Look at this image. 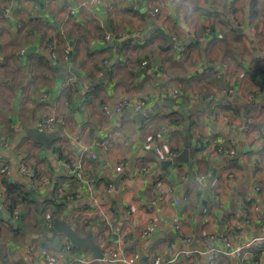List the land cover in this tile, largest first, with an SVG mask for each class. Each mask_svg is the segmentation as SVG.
Masks as SVG:
<instances>
[{"label":"crops","instance_id":"1","mask_svg":"<svg viewBox=\"0 0 264 264\" xmlns=\"http://www.w3.org/2000/svg\"><path fill=\"white\" fill-rule=\"evenodd\" d=\"M78 1L0 0V169L9 170L0 173V188L14 184L25 199L16 219L9 192L0 199V264H129L142 257L210 264L207 250L224 251V239L234 249L264 237V0H105L70 15L67 7ZM174 90L180 100L172 99ZM123 99L145 106L104 114L105 105ZM52 115L61 121L49 157L36 138L20 136ZM181 115H189L190 162L170 165L185 148L183 125H172ZM224 140L229 155L199 152L201 141L209 151ZM86 148L98 157L88 162L102 182L93 189L57 161L61 153L77 161ZM22 162L52 184L34 186L19 173ZM158 177L172 190L164 205L157 204ZM61 185L81 197L58 198ZM47 215L81 237L94 233L99 245L105 236L125 262L105 263L74 246L61 256L70 240L49 227ZM217 264L238 260L219 253Z\"/></svg>","mask_w":264,"mask_h":264},{"label":"built area","instance_id":"2","mask_svg":"<svg viewBox=\"0 0 264 264\" xmlns=\"http://www.w3.org/2000/svg\"><path fill=\"white\" fill-rule=\"evenodd\" d=\"M105 0H79L77 3H73L74 5H69L67 7V11L70 15H74L76 10L78 9H88V8H96L101 4H104ZM158 10H155V13H157ZM31 20H35L36 19V15L32 14L30 16ZM25 50H21V53L24 54ZM49 52L52 54V56L54 58H57L56 54H55V50H54V46L50 45L49 46ZM65 58L67 59V56H65ZM74 77L71 76L69 78V83H71V85L73 86V89H76V85L74 82ZM172 99L173 100H180L181 98V93L179 90H174L173 93L171 94ZM197 98V97H196ZM145 106V103L142 101H132L130 99H123L120 103L116 104L115 106H109V105H105L103 107V112L105 115H111L113 113H122L124 111L127 110H132L135 112L141 111V109H143ZM214 118H218L217 112H214L213 114ZM255 117H251L248 122L253 123L254 122ZM61 121L60 118H58L55 115L49 116L44 118L38 126V129L43 130L45 132H53L55 130V128L58 126L59 122ZM148 121V120H147ZM149 129H152L151 127H149ZM161 130L169 133V128L167 127H161ZM262 130L264 131V125L262 126ZM152 132V131H150ZM157 135L159 136V138H162L161 135L159 133H157ZM146 138L143 139V142H146ZM225 140L222 142L224 143ZM221 144V143H219ZM5 145H7V141L5 142ZM105 142L103 143V146H105ZM208 148V147H207ZM107 149V148H106ZM207 154L210 157H213V159L219 158L221 156L224 155H229L231 153V149L229 148H223L221 146L217 147L216 145H212L211 147H209V151H207ZM172 154V153H171ZM170 154V155H171ZM178 155L177 152L173 153L171 155L170 158H174ZM98 159L97 155L92 152L91 150H89L88 148H86L83 153L80 155V158L77 159V161H72L69 159H61L60 156H58L57 161L59 163V165L63 168L66 169L67 174H69V176L76 180L77 183H81L83 185V187H86V189H93L96 186H100L101 179L98 176L95 168L90 167L89 166V161L95 162ZM19 173L23 176H25L26 178H28L32 184L34 186H37L38 188L41 189H46L48 188L53 180L51 176L49 175H41L36 168H34L33 166L29 165L27 162H22L19 167H18ZM117 172H121L123 170V163L120 162L117 164L116 167ZM144 170H149V166L144 167ZM9 170L8 167H2L0 169V173L1 174H8ZM166 178L164 177H158L156 179V185H157V204L159 205H164L165 203L169 202L167 201V199L170 198V195L172 193V190L170 189H165L164 186V180ZM105 191L108 193H112L114 191V187L112 184H108L105 186ZM9 192L8 186L7 184L3 185L0 188V199L4 196H6ZM57 196L60 199H63L67 202L70 201H74L76 199H79L81 197V193L77 192V193H70L68 192L65 187L63 185L59 186L57 189ZM179 204L178 200H175L172 205H177ZM21 211H22V204L16 206L15 208L12 209L11 211V217L12 218H19L21 215ZM76 216H78V213L76 214ZM75 216V217H76ZM105 220L107 221V218H105ZM63 221V220H62ZM46 222L48 223L49 227H52L53 224V218L50 216H46ZM174 224H175V230L177 232V234L180 236V234L182 233V225L180 223V221L175 218L174 219ZM238 229L240 230V227H238ZM225 243H226V249L224 251H220L214 247H209V249L207 250V258H208V262L210 264H217L218 263V254L219 253H223L226 255H229L230 253L234 254L238 260V264H264V262L261 260V257H257L260 256L261 254H264V250H259L258 246L260 244H262V242H264V237H255L250 239L247 242H244L243 244H241L240 246H238L237 248L232 247L230 241L228 239H224ZM186 242H189L190 239H186ZM209 241V240H208ZM99 243L102 246L103 250H102V254H103V258L101 259L102 262L105 263H114V262H125L124 258L119 256L117 254V250L114 247V244L111 243L105 236L101 237L99 239ZM72 244L70 243H65L64 245L61 246L60 248V255L61 256H69L72 252ZM260 252V254H258ZM33 252L31 251L30 254H32ZM187 254V252H185ZM47 264H56L54 259H50ZM129 264H143L140 261H136V262H131ZM148 264H163L160 262V260H154L152 262H149Z\"/></svg>","mask_w":264,"mask_h":264},{"label":"water","instance_id":"3","mask_svg":"<svg viewBox=\"0 0 264 264\" xmlns=\"http://www.w3.org/2000/svg\"><path fill=\"white\" fill-rule=\"evenodd\" d=\"M169 103H170L169 106L173 108L174 106L173 102H169ZM256 109H257V102H253L251 112L253 113V111H255ZM251 112H247L245 116L246 120L252 114ZM189 127H190L189 115H185V122L181 128L182 132L185 134V148L180 153L179 156L171 158V160L168 162L170 165L186 164L190 162V149L192 147V139L189 135ZM27 135L36 138L47 149L48 156L53 157V144L55 140L58 138L57 133L45 132L40 129H32V130H28L27 132H24V134H22L20 137H25ZM192 177H193V173L191 172L189 179L192 180ZM214 177H215V173L213 174V178ZM115 190L116 192L120 190L117 183ZM53 228L55 229L56 232L66 235L69 238L72 246L77 248L89 249L92 251L94 257L98 259L103 258V254H102L103 248L95 241L94 233H91L86 237H81L76 232L74 227L69 225L67 222L59 219H56L53 222ZM94 231H97V229ZM142 263L148 264V260L146 257H142Z\"/></svg>","mask_w":264,"mask_h":264},{"label":"trees","instance_id":"4","mask_svg":"<svg viewBox=\"0 0 264 264\" xmlns=\"http://www.w3.org/2000/svg\"><path fill=\"white\" fill-rule=\"evenodd\" d=\"M184 122H185V115H181L176 120H175V118L173 119L172 125H175V126L178 127L179 125H183ZM200 143H202L201 144L202 147L199 150V152H201V151H205L206 152L207 147H205V144L202 141ZM216 146L217 147L221 146L223 148H229L230 147V146L228 147V144L226 142H224L223 144H217ZM191 149H192V147H191ZM60 157L64 158L62 156V153L60 154ZM7 186H8V189H9V196H10L9 208L12 210L16 206L24 203L25 199L23 198V194H22L23 191L21 190V188L15 186L14 184H8ZM258 254H260V253H258ZM257 257H259V256H257Z\"/></svg>","mask_w":264,"mask_h":264},{"label":"rangeland","instance_id":"5","mask_svg":"<svg viewBox=\"0 0 264 264\" xmlns=\"http://www.w3.org/2000/svg\"><path fill=\"white\" fill-rule=\"evenodd\" d=\"M61 159H63V160H64L65 158H61Z\"/></svg>","mask_w":264,"mask_h":264}]
</instances>
